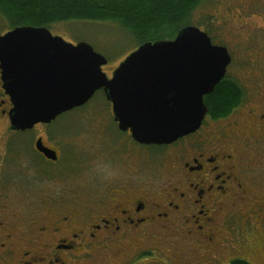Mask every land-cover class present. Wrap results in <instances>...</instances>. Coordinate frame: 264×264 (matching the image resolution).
Wrapping results in <instances>:
<instances>
[{
    "label": "flooded vegetation",
    "instance_id": "af4514ba",
    "mask_svg": "<svg viewBox=\"0 0 264 264\" xmlns=\"http://www.w3.org/2000/svg\"><path fill=\"white\" fill-rule=\"evenodd\" d=\"M214 2L222 14L219 20L216 11L210 15L218 31L204 32L228 51L231 63V52L220 43L221 29H233L239 38L260 27L250 35L259 41L249 46L255 56L250 79L242 85L229 65L223 80L237 86L233 104L217 114L205 104L199 129L169 145L139 144L130 130L119 129L110 106L109 125L89 130L88 154L71 153L70 142L63 145L59 138L50 144L42 136L33 147L32 139L21 147L18 135L40 126L49 132L53 122L23 132L9 129L12 106L0 81V121L9 129L8 137L6 131L0 135L7 139L0 146V183L6 186L0 193V264H230L236 259L264 264V25L251 21H264V0ZM39 141L55 152L56 161L38 151ZM25 163L44 179L40 185L22 179ZM44 166L56 172L50 167L52 173L43 170L42 176ZM71 166L89 170L97 187L69 199L65 188L48 183L61 181L53 174ZM14 167H20L15 168L19 175L10 177ZM12 184L27 189L21 194L28 198L33 188H47L56 192L55 199L37 192L36 202L20 209L25 205L14 203Z\"/></svg>",
    "mask_w": 264,
    "mask_h": 264
},
{
    "label": "water",
    "instance_id": "95a60500",
    "mask_svg": "<svg viewBox=\"0 0 264 264\" xmlns=\"http://www.w3.org/2000/svg\"><path fill=\"white\" fill-rule=\"evenodd\" d=\"M230 63L228 51L193 26L173 40L140 45L111 78L103 71L108 60L85 42L31 26L0 35V81L12 106V131L50 124L102 90L121 131L130 130L142 145H169L199 129L208 112L203 99ZM36 148L56 161L41 141Z\"/></svg>",
    "mask_w": 264,
    "mask_h": 264
},
{
    "label": "rangeland",
    "instance_id": "374dc122",
    "mask_svg": "<svg viewBox=\"0 0 264 264\" xmlns=\"http://www.w3.org/2000/svg\"><path fill=\"white\" fill-rule=\"evenodd\" d=\"M215 0H204L198 7H196L189 19L186 21V23L183 24L184 27L186 26H193L198 28L201 31L208 30L211 34L218 31V27L216 26L214 28V20H213V13L217 15L216 18L219 20L220 16L222 15L220 11L217 10V6L214 2ZM213 18H211V16ZM210 16V20L208 19ZM253 23L256 25H264V21L260 22L257 17H254L251 19ZM249 22V23H252ZM260 27H257L253 29L251 32L246 31L243 34H241V37H236V33H234L233 29H228L226 26L221 29L220 31V38H221V44L224 45L232 54V63L230 64L229 73L231 76L236 77V81L241 83L242 85H245L242 82H247L250 77L248 76L250 74V68H251V62L255 59L254 52H251V49H249V46L251 44L256 43L259 41H253L250 38V35L252 36L257 32V30ZM49 31L53 36H59L63 38L65 41L76 44L79 42H85L93 47V49L103 55L108 60V65L103 68L104 72L108 77L111 76L113 70L118 66L120 62L124 60V58L129 55L132 51H134L137 48V45H135L134 39L124 31V29L116 22L112 21H102V22H55L49 25ZM9 30V27L7 25V21L2 15L0 14V35L6 33ZM249 35V38H248ZM215 36V35H214ZM214 38V37H213ZM216 39H220L219 37H215ZM236 45H239L236 46ZM252 83V81H250ZM110 103L107 102L105 99V96L102 91H97L95 95L92 97V99L86 103L83 107L77 108L73 111L67 112L61 116H59L56 120L53 121V123L50 124V127L47 129L50 130L47 132L45 130V127H37L34 131L27 134L26 136L18 135L16 142L21 147H28V139L31 140L30 146L33 147V141L37 139L38 136H42L46 139L47 143L55 144L58 142L59 138L62 140L63 145H66L70 142V145L68 147V151L71 153H77L79 152V155H83L84 151L86 154H88L87 149V143L90 144V134L89 130L91 126L97 128L101 125H109V121L107 116H110ZM101 124V125H100ZM7 124L4 121H0V135L1 132L6 131V134L4 137H8V131ZM112 130V127H109ZM56 132V133H55ZM113 132V131H111ZM63 134L66 136V138L59 137V134ZM114 134V133H113ZM4 137H0V146L4 144V141L7 139ZM3 138V139H2ZM10 139V138H9ZM11 140H9L10 143ZM77 142L78 145L73 143ZM8 143V144H9ZM88 148L91 150V146ZM84 150V151H83ZM31 149L27 152L28 155L30 154ZM85 154V155H86ZM32 156H34L32 154ZM32 159V158H31ZM35 159L37 157L35 156ZM105 165V163H104ZM29 165L25 163L23 166L25 169L23 180L29 181L32 184H36L42 180H39L38 177L35 174V171L30 168H27ZM56 172V167H52ZM49 166H44L41 170L40 175L43 176V170H46L45 172L52 173V169ZM15 168L20 167H14L9 170L10 177L19 175V171ZM105 169V168H104ZM22 172V171H21ZM107 174L110 172V170H106ZM89 170H80L78 167L71 166L68 168H60L57 173H54L53 175H56L61 181H53L48 183H53V186L56 187L57 184V190L61 191L63 188H65L64 193L69 194V199L75 195H78L79 193H83L84 191H88L89 188L97 187V185L91 184ZM38 175V176H40ZM53 177V176H52ZM55 177V176H54ZM83 180H78L80 178ZM85 179V180H84ZM57 180V179H56ZM13 182V181H12ZM40 185V184H36ZM62 185V186H60ZM94 185V186H93ZM6 187L5 182L0 183V193H2V189ZM89 187V188H88ZM88 188V189H87ZM9 189L11 193H13L14 197V203L19 205H25L21 207L20 209L28 210V204H32L36 202V199L39 197L37 195L38 193H41V195H49L46 196L48 198L51 197V200H54L52 196L56 194V192H50L49 189H40V188H33L32 195L33 197L28 198L27 196H23L21 193H26V190H21L18 187L9 186ZM5 192V191H4ZM63 193V194H64ZM27 197V198H26ZM80 197V196H79ZM45 199V198H44ZM28 219V218H26ZM241 254H245V250L241 249ZM245 256V255H242ZM156 257V256H155ZM157 258V257H156ZM159 260V259H158ZM225 260V259H224ZM162 261H156L154 264H161ZM224 263H227L224 261ZM13 264V263H11Z\"/></svg>",
    "mask_w": 264,
    "mask_h": 264
},
{
    "label": "trees",
    "instance_id": "16d2710c",
    "mask_svg": "<svg viewBox=\"0 0 264 264\" xmlns=\"http://www.w3.org/2000/svg\"><path fill=\"white\" fill-rule=\"evenodd\" d=\"M204 0H0V14L9 30L16 27L49 28L55 22L118 23L135 45L173 40L193 10ZM49 30V29H48ZM221 81L204 98L211 112L225 111L236 97L235 84ZM230 264H249L236 259Z\"/></svg>",
    "mask_w": 264,
    "mask_h": 264
}]
</instances>
